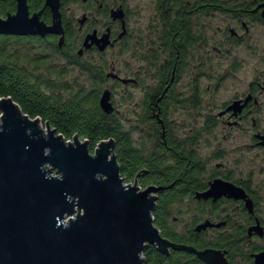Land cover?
<instances>
[{"label": "flooded vegetation", "instance_id": "flooded-vegetation-1", "mask_svg": "<svg viewBox=\"0 0 264 264\" xmlns=\"http://www.w3.org/2000/svg\"><path fill=\"white\" fill-rule=\"evenodd\" d=\"M27 2L31 16L39 14L40 20L49 26L54 23L53 12L47 5V0ZM59 3L63 28L61 34L52 33L45 37L24 36H31L40 41L56 39L57 44L64 47L63 54L70 52L77 60L74 64L68 60L70 64L82 72L100 69L104 74L103 81L113 79L124 84L141 83L137 76L122 77L114 62L106 63L105 60L109 51L122 46L130 47L139 42L140 28L134 24V11L130 0H59ZM70 3L80 4L82 14L78 15L77 10L67 13V8L72 9ZM17 8L18 0H0V9L7 13L3 18L15 14ZM148 8L150 10L146 18L147 27L151 24H154V27L149 28L148 33L141 38L143 52L147 55L145 59L152 55L150 67L154 71L152 78L155 80V86H149L145 91L144 114L146 119L157 121L161 126L159 134L156 135L157 144L162 147V154L166 156L167 161L185 167L183 176H178L170 183L180 182L189 186L185 187L187 193H183V200L190 199V206H195L191 209H194L196 214L190 225L179 228L181 217L172 213V225L176 231L184 233L189 239L203 236L217 239L219 234L233 233L236 237V264H264V198L254 182V172L240 171L237 172L238 176L234 177L233 172L226 169L222 163L215 167L209 166L208 162L198 156L194 145L195 136L190 134L180 140L174 130L169 128L168 123V120L173 119L170 105H182L194 115L195 109L205 100V91L201 89L200 79L197 76L190 78L189 74L196 69L197 57L208 56L213 50L218 54L223 53L224 48L220 45L243 44L250 36H254L252 32L254 33L256 28L264 29V0H150ZM213 14H224L235 21L223 30V44H218L217 40L212 44V38L208 34L209 26L202 23ZM90 35H94V39L87 41ZM252 40L254 41L250 44V49L257 53V39L253 37ZM95 59H102L103 62L99 65L93 64L92 60ZM108 69L111 71L107 72ZM207 73L204 69V76ZM117 75L126 81L123 82ZM184 79H187L186 87L181 88L180 84ZM211 86L210 84L207 88L211 89ZM106 89L109 88L106 87L102 93ZM109 90L112 94V90ZM263 93L264 78L258 76L243 93L208 109L204 116L206 130L215 131V128L222 126L223 131L230 127L244 132V129H247L245 125L251 122L248 126V130L252 131L251 145L264 149V129L260 128L259 119L256 117L258 108L263 104ZM179 141L188 144L192 154L176 151L174 144ZM193 155L198 159L195 160ZM216 180L232 183L243 192L238 196L222 194L217 197H199V193L207 192ZM158 188L161 190L163 187ZM178 211L183 213L184 210L180 208ZM206 223L212 225L197 230L198 226ZM171 241L191 246L198 251L219 252L215 264H235L231 261L232 255L226 247L197 248L191 243ZM202 262L207 264L205 260Z\"/></svg>", "mask_w": 264, "mask_h": 264}, {"label": "water", "instance_id": "water-1", "mask_svg": "<svg viewBox=\"0 0 264 264\" xmlns=\"http://www.w3.org/2000/svg\"><path fill=\"white\" fill-rule=\"evenodd\" d=\"M47 5L52 25L31 16L27 0H18L15 14L0 17V34H61L59 0ZM100 105L114 110L109 89ZM0 109V264H146L149 245L163 253L185 250L215 264L219 252L198 251L163 235L153 215L159 188L126 182L113 139L92 152L88 140H67L50 122L45 132L42 119L24 113L11 96L0 99ZM242 192L216 180L199 197Z\"/></svg>", "mask_w": 264, "mask_h": 264}, {"label": "rangeland", "instance_id": "rangeland-1", "mask_svg": "<svg viewBox=\"0 0 264 264\" xmlns=\"http://www.w3.org/2000/svg\"><path fill=\"white\" fill-rule=\"evenodd\" d=\"M149 1L130 0L134 11V24L140 28L139 42L130 47L122 46L111 50L105 57L106 63L114 62L117 72L122 77L137 76L141 81L140 84H124L110 79L105 80L99 86L89 73L82 72L78 67L70 64L64 56L53 53L44 41L31 44L20 43L19 40L18 48L23 55L28 56L26 68L34 73L35 79H42L43 88L46 86L43 80L51 79L59 87H68L71 93L77 92L81 88L85 92H90L98 86L102 91L106 87L111 89V102L114 110L123 120L126 129L132 133L135 143L144 147L146 152L154 150L157 146V137L153 131L154 125L146 119L143 107L146 89L149 86H155V80L152 78L154 71L150 67L152 55H148V59H145L147 55L143 52L141 38L148 33L149 28L154 27V24L147 27ZM70 6L72 9L67 8V13L70 10H77L78 15L82 14L79 9L80 4L70 3ZM202 23L209 26L208 34L212 38V44L215 40L218 44H223L225 38L223 30L235 21L224 14H213L211 18ZM252 34L258 42L257 53H253L250 49V44L254 41L250 36L248 41L243 44L220 45L224 48L223 53L218 54L213 50L208 56L197 57L196 69L190 71L189 74L190 78L197 76L200 79L201 89L205 91L203 95V100H205L195 109L194 115H191V110L183 108L182 105H170L169 110L173 119L168 120V123L180 140L187 138L190 134L195 136L194 145L198 156L208 162L209 166L215 167L218 163H222L226 169L233 172L234 177L238 176L237 172L240 171L254 172V182L259 188L260 195L264 198V149L251 145L252 131L248 130L251 122L245 125L247 129H244V132L230 127L223 131L222 126L215 128V131H208L204 117L210 107H217L224 101L246 91L253 79L258 76L264 78V29L256 28ZM31 57H42L45 62L37 68L35 62L30 60ZM102 62V59L92 60V63L96 65ZM51 68L55 71L54 74L50 73ZM204 69L208 72L206 76L203 74ZM110 71L111 69L107 70V72ZM186 80L184 79L180 84L181 88L186 87ZM210 84L212 85L211 89H208L207 86ZM71 93L64 91V96ZM261 100L263 104L258 108L256 117L259 119L260 128L264 129V93ZM43 124L45 132H47L46 123L43 122ZM191 207L195 208L194 205L190 206L188 198L177 202L174 206L173 213L181 217L179 228H184L186 224L190 225L196 217L195 210ZM180 208L184 210L183 213L178 211Z\"/></svg>", "mask_w": 264, "mask_h": 264}, {"label": "trees", "instance_id": "trees-1", "mask_svg": "<svg viewBox=\"0 0 264 264\" xmlns=\"http://www.w3.org/2000/svg\"><path fill=\"white\" fill-rule=\"evenodd\" d=\"M6 14L4 9H0V17ZM19 40L20 43L31 44L40 41L31 36L0 34V99L11 96L24 113L33 118L40 117L43 122H50L51 126L67 140H73L75 135L82 140H88L92 151L101 141L113 139L121 174L127 183L138 182L142 189L151 185L163 187L157 193L159 197L153 213L155 223L163 235L175 242L191 243L197 248L226 247L232 255L231 261L236 264V237L233 233L219 234L217 239L206 236L189 239L184 233L175 230L171 221L173 208L177 202L183 201L187 193L185 187L189 186H184L180 182H170L178 176H183L185 167L168 162L166 156L162 154V147L158 144L154 150L146 152L144 147L135 143L131 132L126 129L115 110L108 113L102 109L100 105L102 90L99 86L104 82L103 72L100 69H88L87 73L99 85L90 92H85L81 88L71 93L68 87H59L51 79L43 80L46 83L43 88L42 79H35L34 73L26 68L28 56L23 55L18 49ZM44 43L53 53L66 56L73 64L77 63L72 53L63 54L64 47L58 45L56 39H48ZM30 60L35 62L37 68L45 62L42 57H31ZM53 72L55 73L51 68L50 73L54 74ZM64 91L71 94L64 96ZM1 115L0 109V121ZM152 124L156 136L161 126L157 121H153ZM174 145L179 153L192 154L185 142L179 141ZM193 157L195 160L198 159L197 156ZM144 258L146 264H204L191 252L171 248L169 253H163L155 245L146 248Z\"/></svg>", "mask_w": 264, "mask_h": 264}, {"label": "bare ground", "instance_id": "bare-ground-1", "mask_svg": "<svg viewBox=\"0 0 264 264\" xmlns=\"http://www.w3.org/2000/svg\"><path fill=\"white\" fill-rule=\"evenodd\" d=\"M43 129L45 130L44 124H43Z\"/></svg>", "mask_w": 264, "mask_h": 264}, {"label": "built area", "instance_id": "built-area-1", "mask_svg": "<svg viewBox=\"0 0 264 264\" xmlns=\"http://www.w3.org/2000/svg\"><path fill=\"white\" fill-rule=\"evenodd\" d=\"M133 184V183H132ZM142 189V188H141Z\"/></svg>", "mask_w": 264, "mask_h": 264}]
</instances>
